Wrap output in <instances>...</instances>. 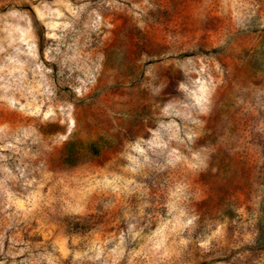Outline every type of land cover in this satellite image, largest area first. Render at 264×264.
Segmentation results:
<instances>
[{
    "label": "rangeland",
    "instance_id": "rangeland-1",
    "mask_svg": "<svg viewBox=\"0 0 264 264\" xmlns=\"http://www.w3.org/2000/svg\"><path fill=\"white\" fill-rule=\"evenodd\" d=\"M0 264H264V0H0Z\"/></svg>",
    "mask_w": 264,
    "mask_h": 264
}]
</instances>
